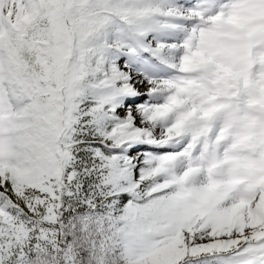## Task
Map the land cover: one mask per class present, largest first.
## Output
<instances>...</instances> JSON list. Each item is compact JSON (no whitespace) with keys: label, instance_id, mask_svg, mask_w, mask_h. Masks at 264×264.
<instances>
[{"label":"snow or ice","instance_id":"1","mask_svg":"<svg viewBox=\"0 0 264 264\" xmlns=\"http://www.w3.org/2000/svg\"><path fill=\"white\" fill-rule=\"evenodd\" d=\"M0 264H264V0H0Z\"/></svg>","mask_w":264,"mask_h":264}]
</instances>
